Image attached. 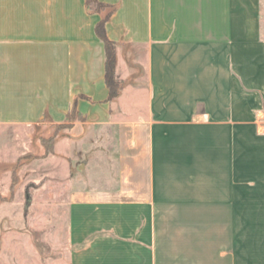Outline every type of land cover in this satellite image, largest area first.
Wrapping results in <instances>:
<instances>
[{
  "label": "crops",
  "instance_id": "crops-1",
  "mask_svg": "<svg viewBox=\"0 0 264 264\" xmlns=\"http://www.w3.org/2000/svg\"><path fill=\"white\" fill-rule=\"evenodd\" d=\"M100 1L115 97L104 13L0 0V126L83 115L53 155L64 225L23 226L58 255L0 226V264H264V0Z\"/></svg>",
  "mask_w": 264,
  "mask_h": 264
},
{
  "label": "rangeland",
  "instance_id": "rangeland-1",
  "mask_svg": "<svg viewBox=\"0 0 264 264\" xmlns=\"http://www.w3.org/2000/svg\"><path fill=\"white\" fill-rule=\"evenodd\" d=\"M66 131L47 122L33 126H0V226H22L43 259L59 252L49 247L41 231L28 232L23 226L64 225L66 216L57 210L58 203L63 201L57 195V181L64 179L65 169L53 155L58 139ZM50 138H53V153L47 152L50 141L44 142ZM46 203L49 204L48 214L42 209Z\"/></svg>",
  "mask_w": 264,
  "mask_h": 264
},
{
  "label": "trees",
  "instance_id": "trees-1",
  "mask_svg": "<svg viewBox=\"0 0 264 264\" xmlns=\"http://www.w3.org/2000/svg\"><path fill=\"white\" fill-rule=\"evenodd\" d=\"M87 9L90 12H99L104 13L103 18L96 26V32L99 37L105 42L106 46V78L107 84L111 90V97H115L119 94L121 88V81L115 77V54H116V44L109 39L106 33L105 24L111 15L116 11L117 5L108 4L100 0H86ZM77 119H83V115L78 111L76 104L73 107V110L68 113L65 123L57 124L61 128H70L72 123ZM50 141L51 146L47 148L48 153L54 152L53 138L45 140L44 142L48 143Z\"/></svg>",
  "mask_w": 264,
  "mask_h": 264
}]
</instances>
